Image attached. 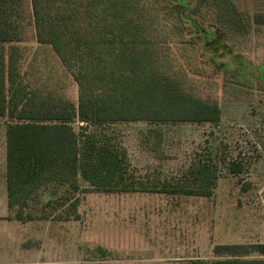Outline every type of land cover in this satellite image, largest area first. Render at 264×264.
Returning <instances> with one entry per match:
<instances>
[{
    "label": "trees",
    "instance_id": "1",
    "mask_svg": "<svg viewBox=\"0 0 264 264\" xmlns=\"http://www.w3.org/2000/svg\"><path fill=\"white\" fill-rule=\"evenodd\" d=\"M252 25L264 26V12L248 16L234 0H0V118H9L8 217L78 220L80 196L88 189L213 196L221 159L210 148L197 153L180 176L144 179L107 126L218 125L219 103L174 71L169 42L181 48L189 73L206 75L213 67L248 77L252 64L240 61L234 50ZM29 27L74 75L77 104L60 94H41L22 76L18 43ZM220 48L234 55L229 62L214 57ZM77 121L83 125L73 132ZM148 132V139L156 138L155 148L160 146L162 132ZM224 163L231 173L245 170L241 161ZM81 179L88 188H82ZM213 251L215 258L202 263L264 264V243L216 244ZM95 253L99 259L112 255L101 245Z\"/></svg>",
    "mask_w": 264,
    "mask_h": 264
},
{
    "label": "rangeland",
    "instance_id": "2",
    "mask_svg": "<svg viewBox=\"0 0 264 264\" xmlns=\"http://www.w3.org/2000/svg\"><path fill=\"white\" fill-rule=\"evenodd\" d=\"M234 1L248 16L264 12V0ZM34 35L29 27L25 40L18 43L23 53L22 76L41 94H60L77 104L74 75L50 45L38 42ZM169 43L174 71L188 79L199 94L219 103L220 123L126 122L109 125L107 131L125 146L137 174L149 180L180 176L197 153L210 148L221 159L213 196L88 189L80 196L78 220L10 219L9 118L4 116L0 118V264H204L215 258L216 244L264 243V26L252 25L249 36L240 39L234 50V55L241 54L240 61L252 64L246 68L248 77L224 74L213 67L207 68L208 75L189 73L183 69L181 48ZM219 50L214 55L219 60L229 62L234 56L227 48ZM81 125L79 121L72 124V131ZM151 128L162 132L157 148L156 138L146 137ZM227 160L243 162L244 172L231 173L224 163ZM80 182L82 188H88L86 181ZM98 245L112 255L99 259L95 253Z\"/></svg>",
    "mask_w": 264,
    "mask_h": 264
}]
</instances>
